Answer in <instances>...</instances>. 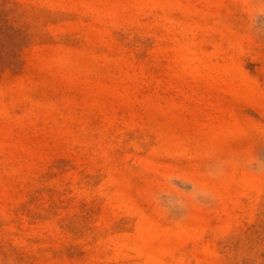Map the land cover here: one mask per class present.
Wrapping results in <instances>:
<instances>
[{
  "label": "rangeland",
  "instance_id": "374dc122",
  "mask_svg": "<svg viewBox=\"0 0 264 264\" xmlns=\"http://www.w3.org/2000/svg\"><path fill=\"white\" fill-rule=\"evenodd\" d=\"M0 264H264V0H7Z\"/></svg>",
  "mask_w": 264,
  "mask_h": 264
},
{
  "label": "trees",
  "instance_id": "16d2710c",
  "mask_svg": "<svg viewBox=\"0 0 264 264\" xmlns=\"http://www.w3.org/2000/svg\"><path fill=\"white\" fill-rule=\"evenodd\" d=\"M8 3L0 0V71L16 69L20 65L19 53L27 44L25 30Z\"/></svg>",
  "mask_w": 264,
  "mask_h": 264
}]
</instances>
